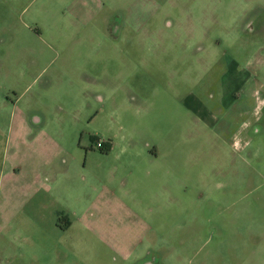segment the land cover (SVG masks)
Wrapping results in <instances>:
<instances>
[{
  "label": "rangeland",
  "instance_id": "374dc122",
  "mask_svg": "<svg viewBox=\"0 0 264 264\" xmlns=\"http://www.w3.org/2000/svg\"><path fill=\"white\" fill-rule=\"evenodd\" d=\"M47 164L87 201L129 180L147 227L0 220V264H264V0H0V167Z\"/></svg>",
  "mask_w": 264,
  "mask_h": 264
},
{
  "label": "crops",
  "instance_id": "0c3cea01",
  "mask_svg": "<svg viewBox=\"0 0 264 264\" xmlns=\"http://www.w3.org/2000/svg\"><path fill=\"white\" fill-rule=\"evenodd\" d=\"M151 154L152 156L157 155L155 152ZM3 162L7 164L6 153L3 155ZM67 172L68 169L65 167H50V164H47V167H0V220L3 224L1 228L9 229L11 220H16V230L19 235H22L24 230L30 232L31 235L40 232H49L50 234L56 231L66 233L68 230H72V225L68 224V221L65 223L67 220L64 218L65 216H77L81 222L84 219L87 220L88 217L98 221L104 217L105 213L109 214L108 212L115 214L117 218L123 216L127 223L137 225L133 226L135 228L147 227V223L142 217H145L143 209L148 208L143 202L145 197L136 196L135 192H131L128 188L129 180H126L122 188L116 187V185L115 190L112 187L115 182L106 181L99 186L102 191L98 192L91 201H87L81 192V186L71 187L72 191L67 186L68 182L64 180ZM28 190L32 192V195L24 199L23 193ZM106 191L109 193H105ZM67 193L70 200L71 197L73 199L71 207L74 204L79 205V208L73 213L69 208H65L64 199H66ZM104 195H107L106 198H115V209L103 206L106 204L100 198ZM82 226L85 229L87 227L85 224ZM97 229L100 231L103 227L97 223ZM105 235L112 236L113 233ZM114 235L115 244L104 241V245L122 257L124 261L130 262L134 259V253H137L135 250H141L140 247L145 244L140 240V237L145 236L143 232L135 233L134 236L137 237V240L127 243L131 235L120 231L116 222ZM51 253H55V248ZM50 260L52 261V257Z\"/></svg>",
  "mask_w": 264,
  "mask_h": 264
},
{
  "label": "flooded vegetation",
  "instance_id": "af4514ba",
  "mask_svg": "<svg viewBox=\"0 0 264 264\" xmlns=\"http://www.w3.org/2000/svg\"><path fill=\"white\" fill-rule=\"evenodd\" d=\"M149 244H151V243H149ZM149 244H147L146 246H145V244H143L141 247H140V249H141V251L140 252H143L144 253V251H150L151 249H152V245H149ZM145 246V247H144ZM141 256H139V254H137V255H135V258H134V262H135V260L136 261H140L141 260V258H140ZM133 262V263H134ZM144 264H156V263H151L150 261H145L144 262Z\"/></svg>",
  "mask_w": 264,
  "mask_h": 264
},
{
  "label": "built area",
  "instance_id": "2783aa9c",
  "mask_svg": "<svg viewBox=\"0 0 264 264\" xmlns=\"http://www.w3.org/2000/svg\"><path fill=\"white\" fill-rule=\"evenodd\" d=\"M97 147L100 149V148H103L104 147V142H102V141H99L98 143H97Z\"/></svg>",
  "mask_w": 264,
  "mask_h": 264
},
{
  "label": "trees",
  "instance_id": "16d2710c",
  "mask_svg": "<svg viewBox=\"0 0 264 264\" xmlns=\"http://www.w3.org/2000/svg\"><path fill=\"white\" fill-rule=\"evenodd\" d=\"M109 148V146H107V145H105L104 144V147L103 148H100V151L103 153L104 151H103V149H108ZM108 150H106L105 152H107Z\"/></svg>",
  "mask_w": 264,
  "mask_h": 264
}]
</instances>
